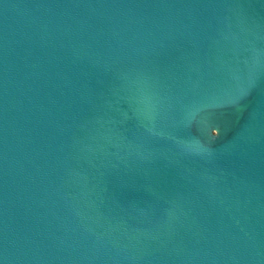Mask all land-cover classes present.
<instances>
[{"label": "water", "instance_id": "95a60500", "mask_svg": "<svg viewBox=\"0 0 264 264\" xmlns=\"http://www.w3.org/2000/svg\"><path fill=\"white\" fill-rule=\"evenodd\" d=\"M0 264H264V0H0Z\"/></svg>", "mask_w": 264, "mask_h": 264}]
</instances>
